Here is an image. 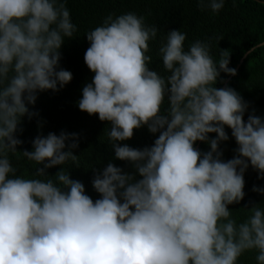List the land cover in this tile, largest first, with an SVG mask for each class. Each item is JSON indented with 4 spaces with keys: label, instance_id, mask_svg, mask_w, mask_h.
Here are the masks:
<instances>
[{
    "label": "clouds",
    "instance_id": "obj_1",
    "mask_svg": "<svg viewBox=\"0 0 264 264\" xmlns=\"http://www.w3.org/2000/svg\"><path fill=\"white\" fill-rule=\"evenodd\" d=\"M224 5L198 0L214 14ZM76 32L66 0H0V264H239L246 252L264 264V206L241 222L228 207L244 199L250 165L264 179V119L245 122L243 98L215 86L221 72L236 70L226 51L214 60L209 41L185 49L186 33L167 32L158 49L169 73L162 76L147 55L158 29L142 16L109 15L86 34L84 61L94 75L78 108L110 123L115 159L134 169L108 163L98 171L95 201L63 167L77 160L76 134L40 135L31 152L17 151L22 120L34 115L28 105L73 79L59 62ZM145 126L159 133L151 147L123 143ZM225 127L238 145L228 161L219 149L229 140ZM198 141L210 151L197 150ZM17 153L33 163L31 178L17 174L9 158Z\"/></svg>",
    "mask_w": 264,
    "mask_h": 264
},
{
    "label": "trees",
    "instance_id": "obj_2",
    "mask_svg": "<svg viewBox=\"0 0 264 264\" xmlns=\"http://www.w3.org/2000/svg\"><path fill=\"white\" fill-rule=\"evenodd\" d=\"M72 22L77 26L73 38L65 39L61 48L59 68L71 72L73 79L59 91H45L38 93L35 105H28L34 115L25 116L16 137L22 141L17 147L18 152L33 150L32 141L40 135L49 133L60 135L61 132L76 134L78 148L74 150L76 162L64 165L73 180L83 183L86 194L93 201L100 198L92 186L96 173L108 163H113L127 173H133L130 163L115 159L114 150L108 140L109 122H102L97 115H89L78 108V101L82 98L83 87L92 81V73L84 61V54L90 46L86 34L97 26H101L104 19L112 15L135 13L142 16L149 26L158 29L157 38L149 41L151 63L150 70L157 71L162 76L169 75L163 69L162 59L158 55L162 37L172 30L186 33L185 49L196 40L209 41L211 55L219 61L221 50L230 56L229 67L236 70V75L220 73L216 83L217 88H232L244 100L247 111L244 120L250 115L264 119V47L253 48L257 44L264 45V0H225L224 8L214 14L201 11L198 0H66ZM229 140L222 142L219 149L222 159L228 161L236 155L238 145L232 137L231 129L225 127ZM159 133L152 134L148 128L142 127L134 131L133 138L125 141L130 147L144 149L151 147ZM215 134H210V139ZM201 153L210 151V146L197 142L194 146ZM17 174L31 178L34 172L32 162L22 153L9 154ZM61 170L57 166L47 170L49 176H55ZM244 199L229 205L232 216L238 222L247 218L251 208L264 206V194L254 191L264 188V179L259 178L251 165L244 174ZM255 252H246L239 264H256Z\"/></svg>",
    "mask_w": 264,
    "mask_h": 264
}]
</instances>
